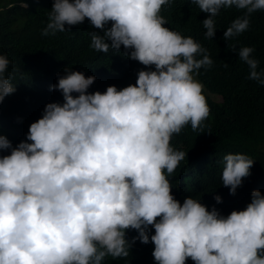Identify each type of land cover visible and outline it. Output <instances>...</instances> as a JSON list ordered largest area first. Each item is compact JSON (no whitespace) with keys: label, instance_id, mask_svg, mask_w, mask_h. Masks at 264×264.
<instances>
[{"label":"trees","instance_id":"trees-1","mask_svg":"<svg viewBox=\"0 0 264 264\" xmlns=\"http://www.w3.org/2000/svg\"><path fill=\"white\" fill-rule=\"evenodd\" d=\"M138 1L0 0V264H264V0Z\"/></svg>","mask_w":264,"mask_h":264},{"label":"clouds","instance_id":"clouds-1","mask_svg":"<svg viewBox=\"0 0 264 264\" xmlns=\"http://www.w3.org/2000/svg\"><path fill=\"white\" fill-rule=\"evenodd\" d=\"M135 6L141 8V9H144L146 6L149 7V6H152V0H140L138 2H136L134 4Z\"/></svg>","mask_w":264,"mask_h":264},{"label":"rangeland","instance_id":"rangeland-1","mask_svg":"<svg viewBox=\"0 0 264 264\" xmlns=\"http://www.w3.org/2000/svg\"><path fill=\"white\" fill-rule=\"evenodd\" d=\"M196 79V78H195ZM192 80V79H191ZM191 82V81H190ZM198 83V82H197ZM199 84V83H198ZM215 98H218V96H215Z\"/></svg>","mask_w":264,"mask_h":264}]
</instances>
